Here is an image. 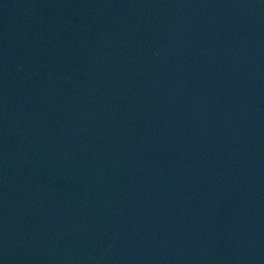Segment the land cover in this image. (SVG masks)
Listing matches in <instances>:
<instances>
[{
	"label": "water",
	"instance_id": "water-1",
	"mask_svg": "<svg viewBox=\"0 0 264 264\" xmlns=\"http://www.w3.org/2000/svg\"><path fill=\"white\" fill-rule=\"evenodd\" d=\"M0 264H209L136 124L43 0H0Z\"/></svg>",
	"mask_w": 264,
	"mask_h": 264
}]
</instances>
